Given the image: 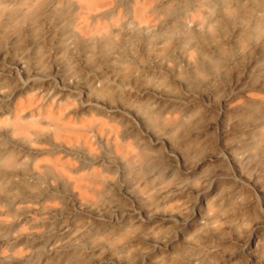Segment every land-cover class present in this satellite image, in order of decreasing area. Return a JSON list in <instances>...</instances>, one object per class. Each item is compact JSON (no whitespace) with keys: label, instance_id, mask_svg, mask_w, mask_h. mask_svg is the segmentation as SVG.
Masks as SVG:
<instances>
[{"label":"bare ground","instance_id":"6f19581e","mask_svg":"<svg viewBox=\"0 0 264 264\" xmlns=\"http://www.w3.org/2000/svg\"><path fill=\"white\" fill-rule=\"evenodd\" d=\"M0 264H264V0H0Z\"/></svg>","mask_w":264,"mask_h":264},{"label":"rangeland","instance_id":"374dc122","mask_svg":"<svg viewBox=\"0 0 264 264\" xmlns=\"http://www.w3.org/2000/svg\"><path fill=\"white\" fill-rule=\"evenodd\" d=\"M215 117V116H214Z\"/></svg>","mask_w":264,"mask_h":264}]
</instances>
